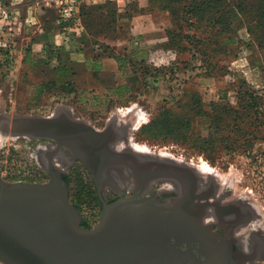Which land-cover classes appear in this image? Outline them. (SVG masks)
Listing matches in <instances>:
<instances>
[{
  "label": "rangeland",
  "instance_id": "374dc122",
  "mask_svg": "<svg viewBox=\"0 0 264 264\" xmlns=\"http://www.w3.org/2000/svg\"><path fill=\"white\" fill-rule=\"evenodd\" d=\"M36 1L22 5L28 11ZM180 3L171 12L163 0L111 1L61 31L52 11L36 8V24L25 20L28 34L0 73V112L51 117L66 108L97 130L112 122L118 130V123L128 125L120 131L132 150L192 167L204 180L233 183L264 213V156L248 158L231 143L235 112L246 110L252 98L264 101V50L245 24L235 32L238 22L223 28L213 23L220 14L198 17ZM60 61L72 75L61 71ZM118 85L129 91L118 96ZM48 143L0 139L2 178L48 182L40 151ZM64 166L71 203L83 212H102L87 169Z\"/></svg>",
  "mask_w": 264,
  "mask_h": 264
},
{
  "label": "water",
  "instance_id": "95a60500",
  "mask_svg": "<svg viewBox=\"0 0 264 264\" xmlns=\"http://www.w3.org/2000/svg\"><path fill=\"white\" fill-rule=\"evenodd\" d=\"M7 137L56 144L49 153V181L9 183L0 173V264H186L190 252L182 244L201 242L195 211L199 196L192 189L171 204L141 197L151 183H179L181 171L195 170L165 159H150L137 151L119 149L125 138L115 122L97 130L62 108L51 117L0 112V130ZM127 136V135H126ZM6 137V138H7ZM70 154V156H66ZM80 162L99 192L115 189L119 200L107 204L98 224L83 226L80 210L70 201V189L52 158ZM124 189H136L122 197ZM174 240V242L172 241ZM200 264V263H199ZM207 264V263H204Z\"/></svg>",
  "mask_w": 264,
  "mask_h": 264
},
{
  "label": "flooded vegetation",
  "instance_id": "af4514ba",
  "mask_svg": "<svg viewBox=\"0 0 264 264\" xmlns=\"http://www.w3.org/2000/svg\"><path fill=\"white\" fill-rule=\"evenodd\" d=\"M128 125L118 123V128L125 132ZM129 139L128 135L121 140L125 143ZM56 147L54 143H48L40 148L44 157L45 167L49 171V153ZM67 157L70 154L66 155ZM52 169L62 174L64 179L68 178V173L64 165L80 163L75 161L69 163L62 157L52 158ZM89 173L95 187L96 197L100 204L103 202L111 204L120 199V195L115 189L104 187L99 192L91 173ZM180 185L155 186L151 183L143 187L141 197L147 199H158L162 204H171L181 192L192 189L200 199L196 201L197 209L195 215L201 224V242H192L190 248L188 244H182L181 249L190 252V261L186 264H264V213L261 208L253 202L250 197L240 192L233 184H225L222 181L212 178L204 180L202 177H190L181 171ZM122 197L132 195L136 189H124L121 185ZM81 214L82 211L80 210ZM101 213V211H100ZM83 226L92 228L83 218ZM174 242V240H172Z\"/></svg>",
  "mask_w": 264,
  "mask_h": 264
},
{
  "label": "trees",
  "instance_id": "16d2710c",
  "mask_svg": "<svg viewBox=\"0 0 264 264\" xmlns=\"http://www.w3.org/2000/svg\"><path fill=\"white\" fill-rule=\"evenodd\" d=\"M150 1L152 0H149V3ZM236 1L237 5L233 6L229 0H163V7L166 9L169 8L171 12L177 11L178 7H180V2H184V9L191 15L212 19L214 15L220 14L221 19L213 20V23L223 28H231L236 22H238L235 32L240 30V28L245 24L253 43L256 44L260 50H264V0ZM10 2L11 1L9 0H0L1 4L8 7L11 6ZM108 2L111 1L95 5H83L80 9L78 18L86 12L99 8L100 5ZM17 8L22 11L23 21H25L27 16L26 6L20 5ZM45 9L54 13L56 31H61L64 27H68L71 23H73L58 24L56 11L54 9ZM26 30L27 27L25 24L22 27L17 28L14 32L16 34L12 39L13 42L10 37L9 44H7L6 47L0 48V73L3 72L2 70H6L7 67H10L14 62V52L19 43L28 34ZM44 42L45 41L40 40L39 43L45 46V52H49V46ZM4 55L6 58L2 59ZM65 56L66 54L64 56H60V59ZM112 58L115 60L118 59V57ZM60 65L61 71H63L64 74L68 76L72 75L71 71L66 69L67 65H64L62 61H60ZM103 72L104 70L100 69H97L96 71V73L99 74ZM115 91L118 96H123L124 93L129 91V88L128 85H118ZM252 99L250 105L245 108L246 110L242 111V109H238L239 111L237 110L235 112L231 122V143L233 145V149L237 153H244V155L248 158L253 157V154L264 156V101H257V99H253L252 101Z\"/></svg>",
  "mask_w": 264,
  "mask_h": 264
},
{
  "label": "built area",
  "instance_id": "2783aa9c",
  "mask_svg": "<svg viewBox=\"0 0 264 264\" xmlns=\"http://www.w3.org/2000/svg\"><path fill=\"white\" fill-rule=\"evenodd\" d=\"M107 1L120 0H37L34 9L27 11L26 21L35 25L34 10L36 8L54 9L58 16V24L70 23L78 19L80 9L83 5H95ZM15 4L5 6L0 3V48L6 47L15 36L17 28L24 25L23 13ZM67 40V38H65ZM13 42V40H12ZM101 213L99 211L85 210L82 211V219L84 218L90 227H95L100 220Z\"/></svg>",
  "mask_w": 264,
  "mask_h": 264
},
{
  "label": "bare ground",
  "instance_id": "6f19581e",
  "mask_svg": "<svg viewBox=\"0 0 264 264\" xmlns=\"http://www.w3.org/2000/svg\"><path fill=\"white\" fill-rule=\"evenodd\" d=\"M121 124V123H120ZM8 131L6 128H2L0 130V139H5L7 136H8ZM121 145L118 146L117 148L119 149H125V148H128L130 149V145H129V139L126 140V142L124 143L125 144V147H124V144L123 143H120ZM129 145V146H128ZM169 185H174L173 183H157L155 184V186H161L162 188H164V186H168Z\"/></svg>",
  "mask_w": 264,
  "mask_h": 264
},
{
  "label": "crops",
  "instance_id": "0c3cea01",
  "mask_svg": "<svg viewBox=\"0 0 264 264\" xmlns=\"http://www.w3.org/2000/svg\"><path fill=\"white\" fill-rule=\"evenodd\" d=\"M11 4H15L16 6H20L22 4H25V0H12ZM32 9H34V7H32Z\"/></svg>",
  "mask_w": 264,
  "mask_h": 264
}]
</instances>
